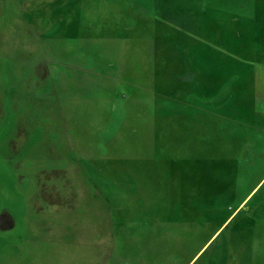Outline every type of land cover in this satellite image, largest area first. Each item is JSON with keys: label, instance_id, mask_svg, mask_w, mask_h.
Listing matches in <instances>:
<instances>
[{"label": "rangeland", "instance_id": "374dc122", "mask_svg": "<svg viewBox=\"0 0 264 264\" xmlns=\"http://www.w3.org/2000/svg\"><path fill=\"white\" fill-rule=\"evenodd\" d=\"M0 264H264V0H0Z\"/></svg>", "mask_w": 264, "mask_h": 264}]
</instances>
